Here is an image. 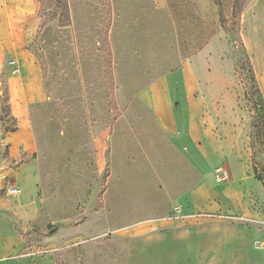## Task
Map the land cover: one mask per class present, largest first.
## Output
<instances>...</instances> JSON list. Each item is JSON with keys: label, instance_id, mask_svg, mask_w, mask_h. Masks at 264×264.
Instances as JSON below:
<instances>
[{"label": "crops", "instance_id": "1", "mask_svg": "<svg viewBox=\"0 0 264 264\" xmlns=\"http://www.w3.org/2000/svg\"><path fill=\"white\" fill-rule=\"evenodd\" d=\"M197 5L196 0H69L77 37L94 35L96 28L102 32L108 15L114 77L116 110L111 109L112 123L94 142L104 186L88 239L112 234L136 240L144 259L156 264H210L207 229L213 219L258 217L253 192L259 181L234 173L211 119L212 95L217 102L221 98L219 86L209 71L201 75L195 58L216 33H209ZM40 9V0H0V86L5 81L15 127L6 130L0 113V264H56L54 241L65 244L71 235L79 239L82 234L65 225L50 237L39 235L50 223L45 225L32 116L33 106L50 98L42 67L26 47L40 31ZM195 20L202 28L194 33L191 25L197 37L191 44L185 28ZM240 39L264 100V0L245 4ZM5 56L14 58L6 80ZM212 85L210 94L206 86ZM1 97L0 91V108ZM220 171L230 175V183L212 181ZM9 187L22 194L9 196ZM227 238L222 233L221 243ZM150 244L159 247L154 254ZM232 244L237 247L234 264H264V233L242 231Z\"/></svg>", "mask_w": 264, "mask_h": 264}, {"label": "rangeland", "instance_id": "2", "mask_svg": "<svg viewBox=\"0 0 264 264\" xmlns=\"http://www.w3.org/2000/svg\"><path fill=\"white\" fill-rule=\"evenodd\" d=\"M247 1L196 0L205 27L209 33H216L207 50L195 58L201 75L209 71L219 86L221 98L217 102L212 95L211 119L227 145L234 173L255 181L257 176L261 178L253 192L257 218L210 222L207 229L211 233L210 264L236 262L237 247L232 243L242 231L264 233V101L239 36L236 13ZM52 13L49 1L44 0L43 14L48 17ZM193 23L194 33L202 28L196 20L189 21L185 31H189L191 44L197 39L191 35ZM102 24V32L96 28L92 31L94 35L77 37L73 28H61L56 20L27 43V51L42 67L50 98L45 104L33 106L32 116L42 165V191L46 195L45 225L50 223L39 235L50 237L53 230L65 225L82 231L79 239L71 235L65 244L54 241L52 246L56 250L52 255L56 264H156L144 259L140 252L142 245L136 244V240L112 234L88 239L94 230L92 214L101 205L104 186L103 175L98 173L94 142L112 123L114 108L106 68L110 59L107 14ZM13 60L5 56V77L13 72ZM206 87L213 94V85ZM0 91L3 95L2 85ZM3 125L13 127L9 115L3 118ZM105 164L108 167L107 161ZM212 181L228 184L231 178L220 171ZM195 231L201 234L202 229L198 227ZM222 233L228 236L227 244L220 241ZM148 248L154 254L159 247L150 244Z\"/></svg>", "mask_w": 264, "mask_h": 264}, {"label": "trees", "instance_id": "3", "mask_svg": "<svg viewBox=\"0 0 264 264\" xmlns=\"http://www.w3.org/2000/svg\"><path fill=\"white\" fill-rule=\"evenodd\" d=\"M49 1V9H53V13L48 16L45 17V15L43 14L44 12V0H40V4H41V9H40V19H41V26H40V31L38 33H40L43 29H45L49 24H51L52 22L56 21L58 22V26L61 28H68L72 26V18H71V12H70V6H69V0H48ZM244 6H241L238 10H237V16H238V25H239V31L241 28V13L243 10ZM240 36V33H239ZM244 47V46H243ZM245 51V48H244ZM245 54L247 56V53L245 51ZM248 59V63L251 67V71L254 76V72H253V68L252 65L249 61V58L247 56ZM106 68H107V74L109 77V87H111V92H110V96L113 97V87H114V77H113V70H112V59H111V54H110V59L107 61L106 64ZM5 78V74H3V79ZM2 89H3V95L1 97V108H0V113L2 115V121L3 118L5 116L9 115V95H8V90H7V86L5 84V81L2 82ZM264 101V100H263ZM114 110H116V106H114ZM6 130H14L15 127L13 125V127H5ZM255 174H256V170ZM257 180L261 181V178L259 176H257Z\"/></svg>", "mask_w": 264, "mask_h": 264}, {"label": "built area", "instance_id": "4", "mask_svg": "<svg viewBox=\"0 0 264 264\" xmlns=\"http://www.w3.org/2000/svg\"><path fill=\"white\" fill-rule=\"evenodd\" d=\"M7 194L9 195V196H19V195H21L22 194V190L21 189H19V188H14V187H9L8 189H7Z\"/></svg>", "mask_w": 264, "mask_h": 264}, {"label": "water", "instance_id": "5", "mask_svg": "<svg viewBox=\"0 0 264 264\" xmlns=\"http://www.w3.org/2000/svg\"><path fill=\"white\" fill-rule=\"evenodd\" d=\"M58 225H60V224H56V226H58Z\"/></svg>", "mask_w": 264, "mask_h": 264}]
</instances>
